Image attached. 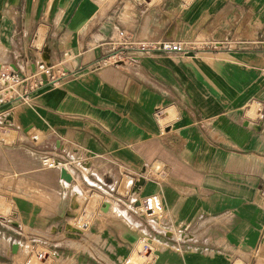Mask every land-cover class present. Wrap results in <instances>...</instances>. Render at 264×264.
<instances>
[{
    "label": "crops",
    "instance_id": "0c3cea01",
    "mask_svg": "<svg viewBox=\"0 0 264 264\" xmlns=\"http://www.w3.org/2000/svg\"><path fill=\"white\" fill-rule=\"evenodd\" d=\"M120 31L136 45L105 63ZM158 40L194 48L141 46ZM17 54L65 74L0 109V180L25 193L7 190L0 264L22 263L14 232L52 264H264V0H0V57ZM51 150L84 176L40 167Z\"/></svg>",
    "mask_w": 264,
    "mask_h": 264
},
{
    "label": "built area",
    "instance_id": "2783aa9c",
    "mask_svg": "<svg viewBox=\"0 0 264 264\" xmlns=\"http://www.w3.org/2000/svg\"><path fill=\"white\" fill-rule=\"evenodd\" d=\"M109 44L111 51L102 60L108 64L118 65L123 59L129 58L125 56L124 50L129 46L136 45V42L129 34L120 31L119 38L110 41ZM141 46L166 53L185 52L194 48L185 40H158L150 44H141ZM63 54L66 55V52ZM63 74L65 71L60 66L56 67L55 64L44 59H24L22 54L14 55L12 58L0 57L1 111L10 109L14 103H31L39 89L56 83ZM40 163L48 168H64L71 175V179L74 178L75 172L76 175L84 176L81 161L69 154L65 155L55 150L44 152L40 156ZM146 207L149 208L147 202ZM72 221L65 226V231L69 236H77L91 221V213L82 211Z\"/></svg>",
    "mask_w": 264,
    "mask_h": 264
},
{
    "label": "rangeland",
    "instance_id": "374dc122",
    "mask_svg": "<svg viewBox=\"0 0 264 264\" xmlns=\"http://www.w3.org/2000/svg\"><path fill=\"white\" fill-rule=\"evenodd\" d=\"M39 165H40V167H42L41 163H39ZM5 184L6 183L4 180H0V213H2V214H6L9 211L7 207H3L4 205H6L4 202L6 201L5 196L7 194V190H9V192H10L9 193L11 196L10 200H14L16 202H19L20 200H22L23 196L25 194L23 192L22 187H15V188L9 187V188H7ZM94 197H96L95 201H98V199H99V198H97L98 196L95 195ZM93 199H94L93 197L86 195V193L79 192L75 196L74 203H80V206L85 205L87 209H90L91 208L90 205L94 201ZM94 208L95 207H93V209ZM70 222H73V221L70 219ZM4 232L6 234L5 230H4ZM9 236H11L12 240L19 242V244H20L19 245L20 247L15 252V256H16V259H19L22 261L21 264H52L54 262V260L56 259L57 253L53 249L49 250L45 246L43 247V246H40L39 244L36 245L37 246L36 247L34 245L35 244L34 241H27L25 236H21V234H19L17 232L11 233V235H9ZM29 239H33V238H29ZM141 247L142 246L140 244L138 246V249L142 251ZM68 249H70V248H68ZM143 252L138 253L139 259L132 260L131 259L132 257L130 256L126 259L125 262H127V264H139L142 260L144 263L146 261V257L141 256V255H143L142 254ZM88 259L93 261V258L90 256L88 257Z\"/></svg>",
    "mask_w": 264,
    "mask_h": 264
},
{
    "label": "water",
    "instance_id": "95a60500",
    "mask_svg": "<svg viewBox=\"0 0 264 264\" xmlns=\"http://www.w3.org/2000/svg\"><path fill=\"white\" fill-rule=\"evenodd\" d=\"M60 176L65 179L66 181H71V175L64 169H60ZM143 183V179H139L137 182H136V185H139V184H142ZM72 229V228H71ZM71 236H74V235H71ZM18 249V244L17 243H14L12 245V252H16V250Z\"/></svg>",
    "mask_w": 264,
    "mask_h": 264
},
{
    "label": "bare ground",
    "instance_id": "6f19581e",
    "mask_svg": "<svg viewBox=\"0 0 264 264\" xmlns=\"http://www.w3.org/2000/svg\"><path fill=\"white\" fill-rule=\"evenodd\" d=\"M158 167H160V166H158Z\"/></svg>",
    "mask_w": 264,
    "mask_h": 264
}]
</instances>
